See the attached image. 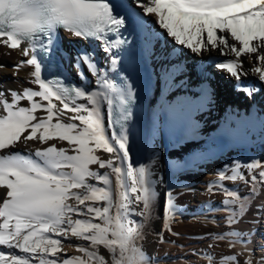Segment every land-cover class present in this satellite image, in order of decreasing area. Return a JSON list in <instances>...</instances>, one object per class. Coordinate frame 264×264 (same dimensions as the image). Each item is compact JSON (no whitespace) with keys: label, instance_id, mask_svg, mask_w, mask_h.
Here are the masks:
<instances>
[{"label":"bare ground","instance_id":"bare-ground-1","mask_svg":"<svg viewBox=\"0 0 264 264\" xmlns=\"http://www.w3.org/2000/svg\"><path fill=\"white\" fill-rule=\"evenodd\" d=\"M122 1L139 30L146 73L143 90L147 129L139 169L131 157L130 146L116 136L110 123L116 62L101 41H88L69 31L59 32L63 72L77 89V94L69 95L54 83L35 45L19 28L8 25L0 34V264H114L113 256L103 248L105 243L78 231L85 224L101 225L98 215L103 208L96 193L108 196L110 216L122 213L121 220L117 216L116 221L131 250V263L146 264L147 257L152 258L150 249L157 241L166 240L160 226L165 219L160 220L158 209L166 167L171 164L190 171L193 194L198 193L196 187L200 183L207 184L217 166L197 165L205 157L200 153V144L183 137L188 122L202 108L200 89L207 84V76L218 80L224 89L231 88L219 93L225 112L219 116V126H212L219 134L212 142L213 149L223 154L222 158L236 160L237 153L249 148L256 137L253 133L264 116V89L261 92L256 82L264 85V0L232 1L223 6H203L198 0H147L158 7L153 20L151 16L141 17L127 0ZM133 3L148 14L141 2ZM165 12L174 20L171 21L175 27H165L172 28L177 43L188 44L195 51L198 62L194 68L196 64L198 68L204 66L197 78L192 74L187 80L184 68L177 73L182 66L173 63L182 54L167 41L161 44ZM214 55L222 57L231 68L225 64L221 68L211 66L219 62ZM231 81H235V86H231ZM254 111L258 115L252 117ZM176 126L183 136L174 133L171 137L172 127ZM262 142L254 152L261 160L264 136ZM160 151L165 174L160 169ZM247 172L252 174L256 170ZM236 177L228 175L227 179L236 181ZM140 179L152 190L149 218L141 217L138 205ZM260 189L252 190L255 201L242 187L227 195L221 191L222 194L199 199L196 205L204 209L191 215L202 226L197 233L194 227L187 233L188 245L201 249L203 239L210 243L219 234L236 233L233 226L214 225L212 212L227 210L236 225L251 223L256 214L254 208L264 195ZM241 203H248L252 209L241 208ZM165 211L163 218L167 216ZM242 215L249 219L243 220ZM205 227L207 231L203 230ZM243 247L236 250H246L248 258L252 248ZM142 248H147L146 255L139 254ZM232 252L227 248L219 251L217 264H248Z\"/></svg>","mask_w":264,"mask_h":264},{"label":"rangeland","instance_id":"rangeland-1","mask_svg":"<svg viewBox=\"0 0 264 264\" xmlns=\"http://www.w3.org/2000/svg\"><path fill=\"white\" fill-rule=\"evenodd\" d=\"M133 2L135 3L141 2L143 4V7L147 9V13L149 15L148 14L145 15L141 11L143 9L141 7L136 6ZM127 3L133 9H135L136 12H138V14L143 18H149V16H151L153 20L155 17H157L156 12H157L158 7L153 2L151 3V2H148L147 0H138V1L137 0L136 1L127 0ZM162 15L163 16L165 15L166 18L161 21V23L164 25V26L162 25L164 28L162 29V32L160 33L161 38L163 39L161 41V44L163 45L165 41H167L170 43V46L173 48L174 51H177L178 53L182 54V56L178 58L179 63L178 62L173 63L175 65L182 66L180 67L181 68L180 71L178 70L176 72L177 73L182 72V68H184L183 71L187 73V80L192 74L194 78H197L198 72L202 71L204 66L201 65L200 68H198V65L196 64V67L194 68V64L198 62L194 55L195 51L193 50V48L189 47L188 44L185 45V44L177 43V40L171 31L172 28H169V29L167 28L169 24L171 27H175L174 26L175 24L173 22L174 20L170 18L172 17L171 14L169 12H165ZM166 20L168 21L166 22ZM155 35H157V33ZM62 36L64 37L65 35L62 34ZM212 56L213 55H211L210 57ZM214 57L215 59H218L219 62H216L215 64H211V66L215 68H221L224 66L223 64L226 65V62L222 59V57H220L219 55H214ZM208 59H207V62H208ZM200 62L201 61H199V63ZM227 67L231 68V66H227ZM221 76H225V74L223 75L221 74ZM207 78H208L207 84H205L204 87L200 89L201 97L203 96L202 108L197 109L195 116L191 119L190 122H188L187 133L185 134V136H183L181 128L177 127L179 126L177 125L176 128L172 127L171 137L174 135V133H176L178 134V137L182 135L183 137H187V140L189 139V140H192L193 142L195 141L196 143H199L201 147L200 153L205 155V157L203 159H200L197 165L201 164V165L208 166L212 164H215V165L217 164V166L215 167L214 172L211 173V175L213 176L211 179H209L207 184L203 182L200 183L201 184L200 187H196L198 193L191 194L190 188L194 184L192 183V181H189L190 171H188L187 169L180 170L176 166H172L171 164H169L166 167V174H165V170L163 171L164 169L163 158L161 157V151H160V164H161L160 169H161L162 174L164 173L166 177H165V180L162 181V197H161V200H159L158 209H159V216L161 217L160 220L163 221L165 219L164 220L165 224L160 225V226L162 227L161 228L162 237L163 239L166 238V240L163 243L157 241L156 246L150 249V252L152 253V258L148 259L147 257L146 264H213V263L217 264L219 251H221L224 248L229 249L231 252L233 251L232 253L235 256V258H237L238 260H241L242 262H247L248 264H264V199H263L264 195L261 198L262 200L260 201V205L254 208L256 214L253 217V221L251 223H244V224L240 223L236 225L234 223V220L231 219L232 213H230L227 210H220V211L211 213V216H212L211 218H212L214 225L221 227V228H227V227L233 226V229L234 228L236 229L234 230L237 234L236 233L231 234V235L230 234H219L215 238L213 237L214 239L211 238L209 240V242L211 241L210 243L206 242L203 239L201 246L204 248H201L202 250L196 247V245L192 246V245H188L187 243V239L189 236L187 233L191 231L190 229L194 227L193 229L195 230V233H197L196 231L200 230L201 229L200 226H202L200 223H198V221H194V218L192 217V215H195L200 210L204 209L203 207L200 206V204L198 206L196 205L199 203L198 202L199 199H202L204 197H205L204 199H206L207 198L206 196H208L209 194L213 196L222 194L221 191H223V195H227L228 192H230L231 190H238L240 189V187H242L243 192H246V194L250 195L251 198L255 195V193H253L252 191L253 189L261 188L260 190L264 191V159L261 160V157L256 156V153H254L255 148L261 143H263L262 139L264 136V116L261 119L262 121H261L259 129L255 133H253L256 137L252 139L253 142L249 144V148L247 149L245 148L241 150L240 152H238L240 154L237 153L236 160H228V159L222 158L223 154H220L218 151H215L216 149H213L212 142L216 139L217 135L219 134H218V131L213 130L212 126H215V127H217V125L219 126V123H220L219 116L223 115V113L225 112V109H222V107L225 106L223 97H220L219 93L223 92L224 90L231 91V88L224 89L223 86L219 84L218 80L215 81L211 79L210 76H207ZM256 82L258 83V85L261 86V92H262V90L264 89L263 83L257 80ZM230 84L231 86L233 85L235 86V81H231ZM239 86L242 87L243 86L242 83H240ZM165 90L169 91V88L166 87ZM247 91H249V89L245 90L246 93ZM242 112L246 113L247 109L243 108ZM109 113H110V107H109ZM254 115H258V113L254 111L252 113V117ZM231 116L232 115H229V118H231ZM234 119H235V116H234ZM222 124H224L223 120H222ZM168 131L170 133L171 130H168ZM116 136L119 137L118 134H116ZM250 157H252V159ZM235 162H236V165H234L235 167H232V164H235ZM250 169H255L256 172H253L252 174H250L249 172H247ZM228 175H231V177L237 176L236 177L237 180L232 181L230 179H227ZM175 176L178 178H176ZM150 188L151 186L148 185L146 181L140 179V182L137 185V191L140 193V197L138 199L139 200L138 205L141 207L140 208L141 217L143 215L145 216V218H149L147 216L148 202L153 200L152 190ZM249 189L252 192H250ZM214 191L216 193H214ZM96 194L97 196H100L101 198L99 200V203L102 205V208H103L101 212L104 213L103 214L100 212V214L98 215L99 220L101 221L102 227L101 225H96V224L93 225V227L90 224H85L84 227L78 229V231H80V233H83L89 237H92L98 243H101V244L105 243L103 245V248L106 249L107 253H110V256H113L112 258L115 259L114 264H132L131 262L133 258L131 257V250L126 245V241L123 238L124 236H122V233L119 230L120 228L116 221L117 216L120 217V220H121L122 213H119V215H116L117 213L115 212L116 216H113L115 218L113 219V217L110 216L108 213L109 208L106 203L108 202V196L102 193L100 194L96 193ZM253 201H255V199ZM248 205H249L248 203H241V208L243 206V208H246L247 210H251L252 207H248ZM127 207L131 208L132 205L130 203H127ZM192 208L194 209V211L190 210ZM163 209L167 210L165 211L166 212L165 215H167L165 218H163ZM169 215L172 217L170 218ZM242 218H244L243 220H246V221L249 219L245 215H242ZM191 222L194 223L192 227H191ZM243 227L245 228V230H243L244 229ZM205 228H203V230L207 231L208 228L207 227ZM205 235H208V234H205ZM250 240L253 241L252 244H249L251 243L249 242ZM239 246L240 247L244 246L245 248L247 246H251L252 251L248 258H246L248 256L246 255L247 254V252H245L246 250L244 251L240 249L236 250V248ZM143 249L144 248L140 250V253H139L140 255L147 254L146 253L147 248L144 249L145 251ZM246 259H248L249 261Z\"/></svg>","mask_w":264,"mask_h":264},{"label":"water","instance_id":"water-1","mask_svg":"<svg viewBox=\"0 0 264 264\" xmlns=\"http://www.w3.org/2000/svg\"><path fill=\"white\" fill-rule=\"evenodd\" d=\"M127 127H128V122H124L123 123V127L121 128V132L123 133V134H126L127 136H129V139H130V136L132 135V134H130L128 131H127ZM127 143H128V140H127Z\"/></svg>","mask_w":264,"mask_h":264}]
</instances>
